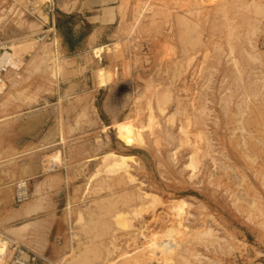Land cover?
Masks as SVG:
<instances>
[{
  "label": "rangeland",
  "instance_id": "1",
  "mask_svg": "<svg viewBox=\"0 0 264 264\" xmlns=\"http://www.w3.org/2000/svg\"><path fill=\"white\" fill-rule=\"evenodd\" d=\"M48 1L0 0L5 240L50 236L46 264H264V0H117L114 39L76 54L42 37Z\"/></svg>",
  "mask_w": 264,
  "mask_h": 264
},
{
  "label": "crops",
  "instance_id": "2",
  "mask_svg": "<svg viewBox=\"0 0 264 264\" xmlns=\"http://www.w3.org/2000/svg\"><path fill=\"white\" fill-rule=\"evenodd\" d=\"M116 1L117 0L48 1L47 5L42 10V19L39 20L44 32L42 37H47L48 34L46 33H51L55 36L58 35L59 43L64 54H76L77 52H81V50L91 48L97 44L106 45L116 36V31L113 29V26L118 21V14L115 6ZM44 17L47 18L48 22H46ZM62 17H67L69 21L73 22L74 32L80 34L82 31L86 32L82 35V41L76 43V45L71 48L66 45V38L64 35H60L59 33L60 26L63 23L61 20ZM130 154L138 156L137 153ZM32 207L33 206H29V208ZM29 208L18 210L14 218H26L28 214L26 212ZM51 244L50 236H47V240H44L43 244L38 249L39 254L42 256ZM38 264L46 263L39 260Z\"/></svg>",
  "mask_w": 264,
  "mask_h": 264
},
{
  "label": "built area",
  "instance_id": "3",
  "mask_svg": "<svg viewBox=\"0 0 264 264\" xmlns=\"http://www.w3.org/2000/svg\"><path fill=\"white\" fill-rule=\"evenodd\" d=\"M3 52V56L5 54ZM10 66L0 62V86L4 84V74ZM28 199V181L17 182L15 185V200L20 204ZM0 238L6 242L3 252H0V264H38L43 260L42 256L34 250L19 244L11 239L5 240V236L0 234Z\"/></svg>",
  "mask_w": 264,
  "mask_h": 264
},
{
  "label": "bare ground",
  "instance_id": "4",
  "mask_svg": "<svg viewBox=\"0 0 264 264\" xmlns=\"http://www.w3.org/2000/svg\"><path fill=\"white\" fill-rule=\"evenodd\" d=\"M76 4V3H75ZM68 8V7H67ZM38 9V8H37ZM42 14V13H41ZM40 16H42V15H40ZM45 18V17H44ZM43 18V19H44ZM46 20V19H45ZM47 22V21H46ZM55 41H57V39L55 40ZM9 54V53H8ZM9 56L10 55H7V52L4 54V56L2 55H0V62L1 63H3V64H6V65H8V66H11V64H12V60L13 59H10L9 58ZM12 58V57H11ZM2 61H4V62H2ZM14 61V60H13ZM16 61V60H15ZM1 87V86H0ZM2 94V90H0V95ZM129 159H131V157H129V156H126V155H122V154H118V153H114V152H111V153H108L107 155H106V157H105V162H104V164H106V166H104L105 167V170H106V168H109L108 170L109 171H117L118 173H119V171L120 170H126V172L129 170V166H128V161H129ZM107 170V171H108ZM117 172H115V173H117ZM125 173V172H124ZM127 174V173H126ZM129 174V173H128ZM94 175V174H93ZM92 175V176H93ZM91 176V177H92ZM95 177H97L96 176V174H95V176H94V178ZM93 178V179H94ZM96 179V178H95ZM90 180H92V179H90ZM22 183L24 182V181H21ZM89 183H91V182H89ZM143 194V193H142ZM150 197H153V195L152 194H150V193H148V192H144V194H143V199L145 200V199H149L150 200ZM178 202H177V204L174 206V210L175 211H177V212H179V213H182V212H185V210L188 208V205H189V203L187 202V201H185L184 199H179V200H177ZM175 202V201H174ZM162 203V202H161ZM143 204V203H142ZM148 204V203H147ZM160 205V204H159ZM189 206H191V205H189ZM161 207V206H160ZM173 209L171 210L172 212H173ZM190 209V208H189ZM178 214V213H177ZM188 215V214H187ZM181 216V215H180ZM186 221V220H185ZM1 234V233H0ZM0 242H1V248H0V252H3L4 250H5V247H6V242H4V240L3 239H1L0 238ZM167 245V244H166Z\"/></svg>",
  "mask_w": 264,
  "mask_h": 264
}]
</instances>
